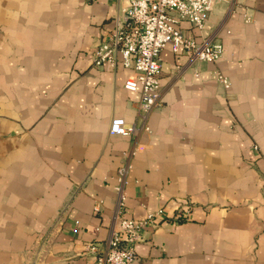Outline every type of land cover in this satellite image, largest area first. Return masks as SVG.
<instances>
[{
	"label": "crops",
	"instance_id": "0c3cea01",
	"mask_svg": "<svg viewBox=\"0 0 264 264\" xmlns=\"http://www.w3.org/2000/svg\"><path fill=\"white\" fill-rule=\"evenodd\" d=\"M128 4L0 0V264H90L83 246L109 235L124 163V214L164 211L131 264H264V0H214L201 30L180 22L223 54L165 46L162 104L146 114L124 88L131 68L91 62Z\"/></svg>",
	"mask_w": 264,
	"mask_h": 264
},
{
	"label": "built area",
	"instance_id": "2783aa9c",
	"mask_svg": "<svg viewBox=\"0 0 264 264\" xmlns=\"http://www.w3.org/2000/svg\"><path fill=\"white\" fill-rule=\"evenodd\" d=\"M214 0H129L121 17L114 20L111 33L92 50L91 62L95 67L107 64L112 68H131L135 77L124 82V88H139V110L146 114L162 104L159 83L160 54L169 45L174 53L182 50L192 60L218 61L223 54L219 41L198 42L185 36L180 22L186 21L201 30L212 9ZM249 18L246 17V21ZM223 88L230 87V81L223 73L215 71ZM149 130L148 127L145 128ZM112 134L127 135L123 118L110 122ZM254 149L257 146L254 145ZM129 163L117 168L112 221L109 235L103 243L89 242L83 246V254L91 258L90 264H131L137 257L136 245L142 239V232L148 226L159 222L163 208H156L142 218L124 214L126 202L127 174ZM191 206L182 202L176 220H186Z\"/></svg>",
	"mask_w": 264,
	"mask_h": 264
}]
</instances>
